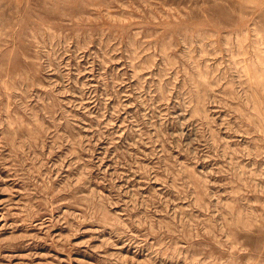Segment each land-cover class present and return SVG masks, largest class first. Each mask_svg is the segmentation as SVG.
I'll return each mask as SVG.
<instances>
[{
	"label": "rangeland",
	"instance_id": "374dc122",
	"mask_svg": "<svg viewBox=\"0 0 264 264\" xmlns=\"http://www.w3.org/2000/svg\"><path fill=\"white\" fill-rule=\"evenodd\" d=\"M0 264H264V0H0Z\"/></svg>",
	"mask_w": 264,
	"mask_h": 264
}]
</instances>
